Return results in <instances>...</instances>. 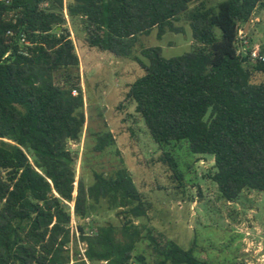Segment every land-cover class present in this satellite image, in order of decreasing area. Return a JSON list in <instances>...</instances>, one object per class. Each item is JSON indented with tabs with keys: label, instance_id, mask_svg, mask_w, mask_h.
Instances as JSON below:
<instances>
[{
	"label": "trees",
	"instance_id": "trees-1",
	"mask_svg": "<svg viewBox=\"0 0 264 264\" xmlns=\"http://www.w3.org/2000/svg\"><path fill=\"white\" fill-rule=\"evenodd\" d=\"M260 9L264 0H0V264H69L72 218L84 252L71 264H212L171 240L150 239L152 263L133 255L148 203L125 167L93 171L90 185L76 179L68 142L79 140L85 115L64 26L78 21L89 47L126 58L138 35L179 33L174 22L185 17L192 50L165 58L160 47L143 49L144 73L124 98L157 145L183 141L211 155V179L231 202L243 190L264 194V61L242 54L239 35ZM91 136L95 153L114 144L109 131ZM164 160L179 178L169 153ZM101 200L118 210L119 227L84 223Z\"/></svg>",
	"mask_w": 264,
	"mask_h": 264
},
{
	"label": "rangeland",
	"instance_id": "rangeland-1",
	"mask_svg": "<svg viewBox=\"0 0 264 264\" xmlns=\"http://www.w3.org/2000/svg\"><path fill=\"white\" fill-rule=\"evenodd\" d=\"M219 1L206 0V5ZM174 26L180 28L179 33L166 31L157 38L154 28L148 35H138L131 55L126 58L89 47L78 21L64 26L70 31L79 61L78 86L85 115L79 140L68 142L75 155L76 179L81 175L90 185L93 171L108 175L118 166L126 168L148 203L146 216L135 221L142 227V238L133 255H143L149 263L155 259L152 238L160 246L171 240L184 250L193 247L198 259L212 264H264V194L243 190L234 201L223 199L211 179L215 171L213 157L190 153L183 141L157 145L136 112L135 103L124 98L129 84L144 73L136 62L140 59L147 63L141 55L143 49L160 47L165 58L192 50L195 42L185 17L180 16ZM241 32L247 41L241 47L243 55L255 46L264 48V9L257 10L242 25ZM259 79L257 76L253 81ZM75 91L72 95H77ZM99 130L109 131L114 139V144L103 153L92 151L91 134ZM164 153H169L176 163L179 178L164 160ZM117 211L101 200L84 223L93 227L112 223L119 227L121 217ZM70 232L69 264L73 262V253L77 250L81 254L84 249L73 218Z\"/></svg>",
	"mask_w": 264,
	"mask_h": 264
},
{
	"label": "built area",
	"instance_id": "built-area-1",
	"mask_svg": "<svg viewBox=\"0 0 264 264\" xmlns=\"http://www.w3.org/2000/svg\"><path fill=\"white\" fill-rule=\"evenodd\" d=\"M241 31L239 32V35H241ZM242 44L243 45H247V41L246 40H243L242 41ZM249 56L251 59L253 60H259V61H264V56L260 53V49L255 46L253 47L252 49H249ZM72 93H76L75 90L72 91ZM83 252H84V249L82 250V253H81V256L83 257Z\"/></svg>",
	"mask_w": 264,
	"mask_h": 264
},
{
	"label": "water",
	"instance_id": "water-1",
	"mask_svg": "<svg viewBox=\"0 0 264 264\" xmlns=\"http://www.w3.org/2000/svg\"><path fill=\"white\" fill-rule=\"evenodd\" d=\"M251 19V18H250Z\"/></svg>",
	"mask_w": 264,
	"mask_h": 264
}]
</instances>
